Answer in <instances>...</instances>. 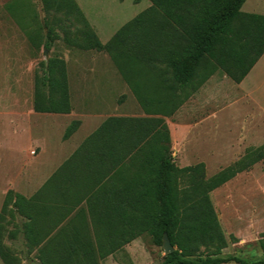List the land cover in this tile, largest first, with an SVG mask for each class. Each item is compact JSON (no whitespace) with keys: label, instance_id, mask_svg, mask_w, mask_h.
I'll list each match as a JSON object with an SVG mask.
<instances>
[{"label":"trees","instance_id":"16d2710c","mask_svg":"<svg viewBox=\"0 0 264 264\" xmlns=\"http://www.w3.org/2000/svg\"><path fill=\"white\" fill-rule=\"evenodd\" d=\"M41 1L66 21L83 18L75 0ZM246 1L150 0L106 44L90 28L63 27L68 46L110 54L145 116L106 119L33 197L8 191L0 213L3 264H19L24 251L28 259L36 251L39 264H98L144 234L157 245L167 234L176 249L165 264H264V256L221 257L228 240L209 195L264 160V145L206 180L204 163L176 167L166 122L217 71L240 84L264 55V14L242 11ZM46 26L52 42L55 31ZM41 64L35 111L70 113L65 59ZM79 125L73 122L65 138ZM179 173L190 178L182 192ZM16 233L22 250L5 243ZM259 245L264 254V235Z\"/></svg>","mask_w":264,"mask_h":264},{"label":"rangeland","instance_id":"374dc122","mask_svg":"<svg viewBox=\"0 0 264 264\" xmlns=\"http://www.w3.org/2000/svg\"><path fill=\"white\" fill-rule=\"evenodd\" d=\"M75 1L83 18L66 21L60 14L46 12L41 0H0V125L20 121L14 111L6 121L2 110L4 102L12 109L16 106L10 93L21 94L26 111L33 107L35 83L46 70L41 63L47 64L53 56L67 61L76 113L145 116L110 54L68 46L63 39V27L71 22L72 30L90 28L106 44L121 27L150 8L152 3L150 0ZM242 11L264 14V0H247ZM46 25L55 31L52 42L47 37ZM5 97L7 99L3 100ZM47 118H42L45 121L40 123V128H35V133H48V155L53 157L58 151V156L54 157L57 161L45 166L46 170L57 166L72 151L75 142L102 121L95 115L82 118L84 123L80 130L72 139L64 141L62 136L69 120L65 118L64 123L56 125ZM166 122L176 167L204 163L208 180L239 161L247 149L264 143V58L242 85L233 82L221 70L217 71L174 115L166 117ZM13 140L0 148V188H10L16 185L15 181H23L18 178L21 166L10 162V153L5 149L23 151L28 143L17 136ZM34 150L39 153V148ZM189 185V176L179 173V191H185ZM209 195L228 240L221 257L262 258L259 241L264 235V160ZM14 247L22 250L23 245L18 243ZM165 255L163 244H155L151 235L144 234L112 255L99 259L98 264H165ZM0 264H3L1 259ZM19 264L39 262L23 258Z\"/></svg>","mask_w":264,"mask_h":264},{"label":"crops","instance_id":"0c3cea01","mask_svg":"<svg viewBox=\"0 0 264 264\" xmlns=\"http://www.w3.org/2000/svg\"><path fill=\"white\" fill-rule=\"evenodd\" d=\"M263 58H264V55L261 57V59L258 61V63L261 62V60ZM66 63H67V61H66ZM67 71H68V64H67ZM249 74H248V76H249ZM246 78L239 85L244 84ZM68 82H69V88H70L69 74H68ZM10 96H11L10 98L12 100L16 101V106L14 109H12L9 103H7V102L6 103L4 102V104L2 103V110L4 111L6 121H8V119L11 118V115H10V114H12L11 111H14L16 117H18L20 119V121L15 123V124H8L7 123V125H6V124L2 123L0 125V128H2L1 131H3V133L0 134V148L6 146L8 144L13 143L14 142L13 138H15V136H17V138L20 140L25 139L28 143V148L26 150H23V151L13 150L12 148L10 149V147L5 149L6 151H8L10 153V162L12 164H18L21 166L22 170L20 171V175L18 176V178L20 177V180L21 181L23 180V181L21 183L17 178L18 181H17V183L15 181L16 185H14L13 187L5 188L3 186L2 188H0V213H1V209H2L1 205H3L5 196L9 190H13L14 192L21 194L28 199L33 197L43 187V185L49 180V178L65 162H67L73 156V154L79 149V147L83 144V142L93 132H95L106 119H108L110 117H119V116H114V115L106 117L105 114L93 113V115L99 117L100 119H102V121L99 124H97V126H93L94 127L93 129L88 131L81 139H79L77 142H75V144L73 145L72 151L68 152L65 155V157L58 162L57 166H53L52 168H48L46 170L45 166H48L49 164L57 161L58 158H54V157L58 156V151H56V153L53 154V157H51L52 155H50V154L48 155L47 148H48L49 142L47 140V135H48L47 131H45L44 135L40 134L39 132L35 133L36 132L35 128L36 129L40 128V123L45 121L42 118L48 117L47 120H50L49 118H51L52 120H50V121H52V123H55L56 125H61L62 123H64V119L67 118L70 123L68 124V126H66L64 134L62 136V140L69 141L70 139H72L76 135V133L83 126L84 122H83L82 118H87L88 116H93V115L75 112L74 107H73V102H72L71 88H70V98H71L72 110L70 113H41V112L35 111V109H34V94H33V107L31 109H29L28 111H26L24 108V104L22 103L23 97L21 96V94L10 93ZM4 99L6 100L7 97L3 98V100ZM128 117H138V116H128ZM75 121H79L80 125L68 138H65V133H66L67 129ZM263 129H264V127H263ZM6 130L9 132V134ZM262 145H264V143L261 145H256V146L250 147L249 149L257 148V147H260ZM34 148H39L38 154H36V150H34ZM24 157H26V158L24 159ZM74 167H76V166H74ZM23 171H25L26 173H24ZM83 205H84V203H83ZM63 224H60L59 226H57L51 232L50 237L53 236ZM8 228L10 230H16L15 225H10V226H8ZM46 241L47 240H43L42 242L44 243ZM23 242H24V237L20 233H18V234L16 233L15 235H13V236L11 235L10 237H7L5 239V243H7L9 245H14V244H18V243L23 245ZM35 252L36 251H34L30 257L36 260ZM19 254H20L19 256L22 259L23 258L28 259L25 256V254H26L25 251L23 253L20 252Z\"/></svg>","mask_w":264,"mask_h":264},{"label":"water","instance_id":"95a60500","mask_svg":"<svg viewBox=\"0 0 264 264\" xmlns=\"http://www.w3.org/2000/svg\"><path fill=\"white\" fill-rule=\"evenodd\" d=\"M163 241H164L163 247H164V250H165L166 254H169V253L173 252L176 249L175 246L171 243V241L168 238L167 234L164 235Z\"/></svg>","mask_w":264,"mask_h":264},{"label":"built area","instance_id":"2783aa9c","mask_svg":"<svg viewBox=\"0 0 264 264\" xmlns=\"http://www.w3.org/2000/svg\"><path fill=\"white\" fill-rule=\"evenodd\" d=\"M34 153V152H33Z\"/></svg>","mask_w":264,"mask_h":264}]
</instances>
